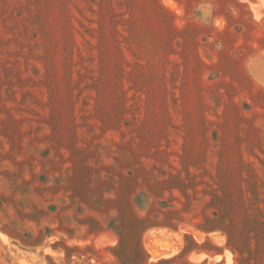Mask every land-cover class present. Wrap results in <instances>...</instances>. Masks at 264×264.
<instances>
[{
    "label": "rangeland",
    "instance_id": "obj_1",
    "mask_svg": "<svg viewBox=\"0 0 264 264\" xmlns=\"http://www.w3.org/2000/svg\"><path fill=\"white\" fill-rule=\"evenodd\" d=\"M0 264H264V0H0Z\"/></svg>",
    "mask_w": 264,
    "mask_h": 264
},
{
    "label": "crops",
    "instance_id": "obj_2",
    "mask_svg": "<svg viewBox=\"0 0 264 264\" xmlns=\"http://www.w3.org/2000/svg\"><path fill=\"white\" fill-rule=\"evenodd\" d=\"M195 251H201L200 249H195V250H193V251H191V252H195Z\"/></svg>",
    "mask_w": 264,
    "mask_h": 264
}]
</instances>
